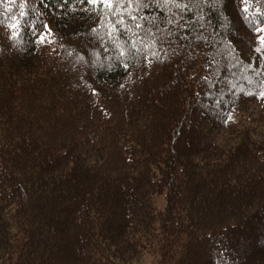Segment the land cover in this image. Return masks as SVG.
Returning <instances> with one entry per match:
<instances>
[{"label": "trees", "instance_id": "obj_1", "mask_svg": "<svg viewBox=\"0 0 264 264\" xmlns=\"http://www.w3.org/2000/svg\"><path fill=\"white\" fill-rule=\"evenodd\" d=\"M214 2L150 0L145 47L106 7L0 0V264H264V0Z\"/></svg>", "mask_w": 264, "mask_h": 264}, {"label": "snow or ice", "instance_id": "obj_2", "mask_svg": "<svg viewBox=\"0 0 264 264\" xmlns=\"http://www.w3.org/2000/svg\"><path fill=\"white\" fill-rule=\"evenodd\" d=\"M59 2V0H57ZM77 3H83L86 6H91L94 9H99L101 7H106L109 12L108 16L106 17L108 23L111 25V29L106 33V36L109 40L116 39L113 37V33H119L121 30L131 32L133 41L139 39L145 47H149V45L144 43V37L139 34L140 30H143L145 35L153 40L156 38L153 36V29L155 31H161L159 28H156L155 25V18L151 21H148L152 25L151 28H145L143 21L147 20L146 16H141L139 14L140 9L145 8L148 6L150 0H123V6L121 7V0H115V5L113 4V0H75ZM223 0H215L212 6H216V4L222 3ZM159 6L161 8L167 9L170 13L169 17H165L161 19L162 24L172 25L177 21L174 19L175 16L179 15L181 20L183 19V14L189 12L190 8L195 6L197 11H199L200 5L196 4L193 5L191 0L188 3L183 2V0H160ZM176 9V12H173V9ZM21 11L19 12V16L23 17L25 15L24 3L20 4ZM248 5H244V11L247 12ZM112 17L116 19L113 20ZM189 19H192L189 16ZM131 20V24L127 25L126 21ZM21 20L17 16H12L7 27L11 30V36L13 38H18L19 30L23 27ZM201 28L204 27L203 24L200 25ZM43 28L46 29L44 32H38L37 29ZM33 35L37 44L44 45V44H51L53 43L54 34L52 29L49 25L43 23L42 21L36 22L32 28ZM254 32L257 34L255 37L254 42H259L262 46L255 49L258 53H264V28L256 27ZM171 33L169 32V35ZM161 36L163 39L156 41L158 44L162 45L164 43H170L167 40V36H164L163 32L161 31ZM118 38V37H117ZM103 39V38H101ZM201 40H204V37H200ZM119 46V45H118ZM133 49L136 48V44H132ZM153 55H157L153 53ZM123 56V52L121 53ZM125 69L129 67L127 63L123 65ZM95 91V90H93ZM262 97H264V92L260 93Z\"/></svg>", "mask_w": 264, "mask_h": 264}, {"label": "rangeland", "instance_id": "obj_3", "mask_svg": "<svg viewBox=\"0 0 264 264\" xmlns=\"http://www.w3.org/2000/svg\"><path fill=\"white\" fill-rule=\"evenodd\" d=\"M80 13H82V12H80ZM162 204H163V200H160V201L158 202V206H159V205L162 206ZM146 262H147V259H146V261H145V264H146Z\"/></svg>", "mask_w": 264, "mask_h": 264}]
</instances>
